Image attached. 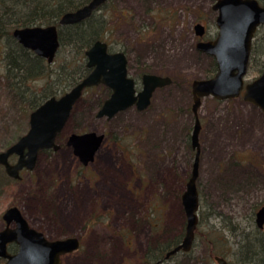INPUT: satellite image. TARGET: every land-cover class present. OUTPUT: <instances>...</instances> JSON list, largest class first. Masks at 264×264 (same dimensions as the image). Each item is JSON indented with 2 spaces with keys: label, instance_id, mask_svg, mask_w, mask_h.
Here are the masks:
<instances>
[{
  "label": "rangeland",
  "instance_id": "obj_1",
  "mask_svg": "<svg viewBox=\"0 0 264 264\" xmlns=\"http://www.w3.org/2000/svg\"><path fill=\"white\" fill-rule=\"evenodd\" d=\"M213 4L111 0L97 11L108 20L103 39L111 51L126 53L139 89L144 70L176 77L178 84L156 90L149 108L133 106L112 119L97 117L99 108L80 101L62 131V147L41 152L36 172L16 182L0 168V230L4 211L15 204L47 237H79L81 247L65 255L62 264H149L151 246L182 241L187 222L182 194L196 153L192 90L187 93L183 82L204 78L208 58L196 49L194 26L209 19L210 34H216ZM263 71L261 26L246 80ZM46 80L29 79L26 90L40 93ZM10 81L0 54V152L28 132L33 111ZM95 93L106 96L103 85L95 86ZM198 116L199 225L193 248L165 264H218L213 254L240 264L233 252L242 233L255 230L256 211L264 205V112L242 96H207ZM86 131L103 133L105 139L94 161L83 165L66 143L70 134Z\"/></svg>",
  "mask_w": 264,
  "mask_h": 264
},
{
  "label": "water",
  "instance_id": "obj_2",
  "mask_svg": "<svg viewBox=\"0 0 264 264\" xmlns=\"http://www.w3.org/2000/svg\"><path fill=\"white\" fill-rule=\"evenodd\" d=\"M109 0H90L83 6L65 12L57 23L16 27L12 34L25 48L32 50L52 64L59 52L61 42L59 27L80 23L96 12ZM213 8L218 11L217 36L211 40H200L196 48L213 56L217 63L216 73L209 78L194 79L191 84L196 116L192 133V147L196 150L191 175L182 194L186 213V231L182 241L167 251L165 260L179 252L193 248L199 225L200 192V141L201 122L198 116L203 98L212 96L218 100L233 99L240 96L264 111V71L252 81H247L253 40L264 26V5L259 0H214ZM196 33L203 35L205 26L195 25ZM86 66L90 70L77 84L60 96H51L30 113L29 130L8 149L0 152V163L7 173L20 177L23 168L33 169L38 154L44 149L58 150V135L64 130L72 110L82 98L85 90L101 84L110 88L111 94L97 111V117L112 119L117 113L136 106L138 110L147 109L152 103L154 92L168 86L173 79L169 75L144 73L142 87L138 89L134 77L129 73L128 57L123 51H110L109 43L96 40L85 51ZM105 134L95 131L72 133L67 145L84 165L94 160ZM19 156L16 163L9 156ZM6 226L0 230V258L4 264H61L63 256L79 249L78 237L49 238L33 227L21 209L10 206L3 214ZM256 225L264 228V205L256 211ZM11 244L17 245L15 252L9 251ZM218 264H231L225 257L216 255ZM155 264H164L160 260Z\"/></svg>",
  "mask_w": 264,
  "mask_h": 264
},
{
  "label": "trees",
  "instance_id": "obj_3",
  "mask_svg": "<svg viewBox=\"0 0 264 264\" xmlns=\"http://www.w3.org/2000/svg\"><path fill=\"white\" fill-rule=\"evenodd\" d=\"M89 1L90 0H0L1 59L4 60L6 65L7 77L11 78V88L15 89L17 95H19L24 102L28 103L31 110L37 108L47 98L65 93L68 88L73 87L88 74L89 69L86 66L85 51L96 40H103V37L107 34L109 29L108 20L105 15L94 12L93 15L80 23L60 26L59 37L61 46L52 64H49L46 59L37 56L32 50L23 47L14 38L12 34L13 30L16 27L22 26L57 23L65 12L75 10ZM106 4H104V6ZM200 54L208 58L207 68L204 71V78H209L217 71L216 60L210 55L204 53ZM58 55H60L59 58H57ZM56 60L59 61L57 65L55 64ZM144 73H150V71H142L139 74V78H141ZM42 76H46L47 80L44 84L45 87L42 88L40 93L31 88L26 90L28 87L27 81L29 79ZM172 79V83L166 87L178 84L176 77H172ZM193 80L194 79L186 78L183 82V87L190 95ZM103 88L106 92V96H103L104 98L102 95H95V87L88 88L77 104L85 100L91 107L93 105L94 108H100L105 99L111 94L109 88L106 86H103ZM91 99L94 100L91 101ZM77 104L74 106L70 118L73 117ZM62 135L63 132L58 135V143L59 140L62 139ZM179 242L180 239L176 238L173 241L159 242L151 246L147 253L148 262L154 264L157 261L164 260L167 251L176 246ZM10 247L14 249V244ZM233 253L234 258L240 264H264V231L256 226L253 232L242 233V239ZM221 256L224 255L221 254ZM174 257L175 256L171 259ZM231 263L234 264L233 262Z\"/></svg>",
  "mask_w": 264,
  "mask_h": 264
},
{
  "label": "flooded vegetation",
  "instance_id": "obj_4",
  "mask_svg": "<svg viewBox=\"0 0 264 264\" xmlns=\"http://www.w3.org/2000/svg\"><path fill=\"white\" fill-rule=\"evenodd\" d=\"M212 1H214V0H212ZM104 6V5H103ZM212 10H214L215 12H217V15H218V11L217 10H215L214 8H213V5H212ZM217 15H216V18H217ZM216 18H215V24H216ZM207 21L209 22V19H207ZM204 18H202V19H200L198 22H196V24L197 23H201V24H203L204 26H205V32H204V34L203 35H198L197 33H196V37L198 38V41H200V40H211V39H214L216 36H217V32H218V29H217V31H216V34L215 35H211L210 34V31H209V23L207 22ZM214 21V20H213ZM195 24V25H196ZM195 27V26H194ZM195 32H196V28H195ZM256 36V35H255ZM255 39V38H254ZM197 41V42H198ZM254 41V40H253ZM197 44V43H196ZM197 49V48H196ZM198 50V49H197ZM199 52H202V51H200V50H198ZM202 53H204V54H207V53H205V52H202ZM252 53H253V47H252V52H251V58H252ZM209 55V54H208ZM60 144V143H59ZM67 144V143H66ZM61 145V144H60ZM10 147V146H9ZM8 147V148H9ZM61 147H62V145H61ZM60 147V148H61ZM8 148H6V149H8ZM59 148V149H60ZM5 149V150H6ZM58 149V150H59ZM4 150V151H5ZM46 150H54V149H44V150H41L40 152H39V154H38V157H37V160H36V164H35V167L33 168V169H27V168H23V169H21L20 170V173H19V176L20 177H18V178H16V177H13V176H10L8 173H7V171H6V168H5V166L3 165V164H1L0 163V168H3L4 169V171H5V173H6V175L9 177V178H11L12 180H15L16 182H21V181H23L24 179H25V175L26 174H32V173H34V172H36L37 171V169H38V167H39V155H40V153L41 152H46ZM18 158H19V156L18 155H16V154H13V155H10L9 156V161L11 162V163H16L17 162V160H18ZM95 158V157H94ZM94 161V160H93ZM93 161H91V162H93ZM90 162V163H91ZM15 204H13V205H11V206H14ZM10 207V206H9ZM8 207V208H9ZM19 207V206H18ZM20 208V207H19ZM21 209V208H20ZM22 211V210H21ZM5 212V211H4ZM22 213H23V211H22ZM4 214V213H3ZM23 215H24V213H23ZM25 216V215H24ZM27 219V218H26ZM5 226H6V223H5ZM264 229V228H263ZM262 229V230H263ZM79 238V237H78ZM80 239V238H79ZM80 241H81V239H80ZM12 245V244H11ZM10 245V246H11ZM81 245H82V242H81ZM81 245H80V247H81ZM9 246V251L10 252H15L16 250H17V245L16 244H14V249H12L11 247ZM79 247V248H80ZM212 254H213V252H211ZM214 255V257L216 256L215 254H213ZM0 260H2L3 261V264L5 263V259H3V258H0ZM149 263V262H148ZM150 264V263H149ZM155 264V263H154ZM232 264V263H231Z\"/></svg>",
  "mask_w": 264,
  "mask_h": 264
}]
</instances>
